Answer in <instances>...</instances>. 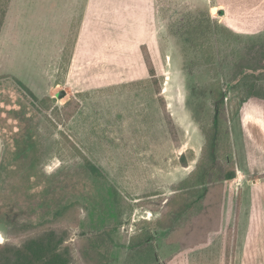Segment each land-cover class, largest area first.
Here are the masks:
<instances>
[{"label": "rangeland", "instance_id": "obj_1", "mask_svg": "<svg viewBox=\"0 0 264 264\" xmlns=\"http://www.w3.org/2000/svg\"><path fill=\"white\" fill-rule=\"evenodd\" d=\"M10 8L0 39V243L21 242L20 227L76 201L64 221L79 220L69 238L77 264H87L84 237L108 227L110 264H126L144 228L154 232L157 264H227L225 246L235 241L261 246L253 263L264 264V99L248 97L255 76L234 79L246 41L264 36V0H16ZM75 51L93 65L58 86ZM216 83L236 178L221 180L214 216L162 228L175 186L202 157Z\"/></svg>", "mask_w": 264, "mask_h": 264}, {"label": "trees", "instance_id": "obj_2", "mask_svg": "<svg viewBox=\"0 0 264 264\" xmlns=\"http://www.w3.org/2000/svg\"><path fill=\"white\" fill-rule=\"evenodd\" d=\"M11 2L12 0H0V33ZM226 29L229 35H238L233 29ZM246 43V49L239 53L238 61L235 63L237 74L234 79L237 80L240 76L243 78L255 76L256 82L250 86L248 97L264 99V87L258 84V81L264 78V36L249 39ZM145 61L150 77L154 79L152 81H157L155 79L156 70L149 53L145 54ZM15 80L31 97L38 98L26 84L17 78ZM216 86H218L215 90L217 106L212 124L204 127L206 143L202 157L189 176L175 186V194L166 202L165 215L158 221V225L162 228H178L180 223L185 225L181 219L194 217L190 216L194 213H204L203 215L208 217L214 216L217 210L214 212L211 209L212 203H220L222 200V194H219L221 193L219 189L222 184L221 180L229 181L236 178L237 169L232 157L230 135L226 129V120L221 115L226 102L224 90L219 83H216ZM157 91L161 92L159 86ZM219 162L222 169L218 167ZM182 163L184 166L187 165L184 155ZM90 169L94 176L99 175L100 170L96 166L91 165ZM215 173H219V180H214ZM76 203L75 201L62 206L51 219L20 227L21 231L28 233L21 242L0 243V264H77L75 263L74 246L69 242V238L71 229L78 225L79 220L76 219L72 225L64 221L66 215L71 211H76L74 209ZM165 220L169 224L163 226ZM114 231V228L108 227L88 237L83 236V243L81 242L79 247L82 246L81 256L87 264H110ZM158 261L155 235L152 229L144 228L140 233L131 237L126 264H157Z\"/></svg>", "mask_w": 264, "mask_h": 264}, {"label": "crops", "instance_id": "obj_3", "mask_svg": "<svg viewBox=\"0 0 264 264\" xmlns=\"http://www.w3.org/2000/svg\"><path fill=\"white\" fill-rule=\"evenodd\" d=\"M15 1L16 0H12L11 4H14ZM10 7H11V5H10ZM10 12H11V8H9L4 26H3L2 31L0 33V39H2L5 36L6 28H7L8 21H9ZM58 55L64 56L62 50L59 53L57 52V50L54 51L53 57L55 58ZM55 61L56 60L51 61L52 62L51 65L55 64ZM92 65H93L92 60H87V59L85 60V58L82 59V55L80 57L79 53L75 51L74 53H72L70 60L68 61V64H67L68 68L66 69V78L64 81L65 83H58L57 85L60 86V84H66V83L68 84L69 82H71V80L74 77L79 78L80 80H83L84 73H87L88 69H90V67H88V66H92ZM75 75H78V76H75ZM65 87H68V85ZM31 90L34 92L33 89H31ZM65 94H66V91L64 89L61 90L60 92H58L59 97H61V96L63 97ZM261 248L262 247L258 246L257 243H251V242L249 243V242H243V241L232 242V243L227 244L225 246L226 262H227V264H254L259 260V258H261L258 256L259 254H262L261 251L259 252V250H261Z\"/></svg>", "mask_w": 264, "mask_h": 264}]
</instances>
